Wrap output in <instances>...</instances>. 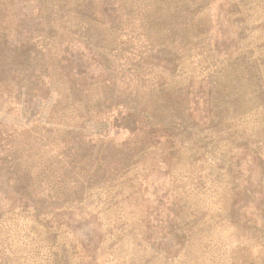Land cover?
<instances>
[{"label":"rangeland","instance_id":"obj_1","mask_svg":"<svg viewBox=\"0 0 264 264\" xmlns=\"http://www.w3.org/2000/svg\"><path fill=\"white\" fill-rule=\"evenodd\" d=\"M0 264H264V0H0Z\"/></svg>","mask_w":264,"mask_h":264}]
</instances>
